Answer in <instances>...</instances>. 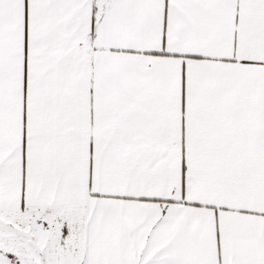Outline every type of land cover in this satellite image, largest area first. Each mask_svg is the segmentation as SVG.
Listing matches in <instances>:
<instances>
[{"label":"snow or ice","instance_id":"1","mask_svg":"<svg viewBox=\"0 0 264 264\" xmlns=\"http://www.w3.org/2000/svg\"><path fill=\"white\" fill-rule=\"evenodd\" d=\"M0 264H264V0H0Z\"/></svg>","mask_w":264,"mask_h":264}]
</instances>
